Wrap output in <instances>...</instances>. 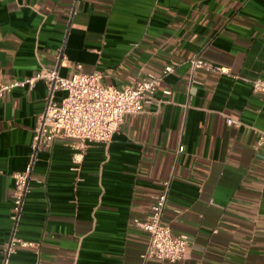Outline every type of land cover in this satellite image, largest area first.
<instances>
[{
  "label": "crops",
  "instance_id": "0c3cea01",
  "mask_svg": "<svg viewBox=\"0 0 264 264\" xmlns=\"http://www.w3.org/2000/svg\"><path fill=\"white\" fill-rule=\"evenodd\" d=\"M168 64L161 103L125 114L108 144L40 143L17 228L33 246L11 264H264V95L250 85L264 79V0H0V82L46 67L120 88ZM46 95L38 80L0 97V249ZM165 181L162 222L189 239L176 262L144 260L133 224Z\"/></svg>",
  "mask_w": 264,
  "mask_h": 264
},
{
  "label": "built area",
  "instance_id": "2783aa9c",
  "mask_svg": "<svg viewBox=\"0 0 264 264\" xmlns=\"http://www.w3.org/2000/svg\"><path fill=\"white\" fill-rule=\"evenodd\" d=\"M185 62L190 64L191 69L202 68L207 71L217 69L199 56H188ZM173 66L174 64L165 65L159 75L146 72L143 76L132 78L120 88L106 85L100 71L78 72L66 78L61 76L56 68L46 67L19 82H0V97L16 86H34L38 80L43 81L47 88L44 108L38 115L33 130L29 160L23 171L12 174V206L9 213L12 229L8 240L1 245L0 264H11L10 258L18 246H33L31 242L17 235V228L30 188L31 173L40 143L49 144L56 137L63 136L73 139L75 141L73 146L77 149H82L89 143L108 144L125 114L142 113L147 108L161 103V100L156 98L157 87L163 77L173 71ZM250 85L253 92L264 95V79L256 77L250 80ZM56 90L65 92L59 100L54 98ZM163 93L169 94V90H164ZM226 123L237 125L239 122L227 117ZM263 140L264 132L260 131L257 146L262 144ZM182 150L183 146H179L178 152ZM168 188L169 182H163V188L155 196L145 220H133V224L148 236L147 246L141 255L144 260L156 258L176 262L183 259L188 252V237L184 234L173 235L170 226L162 222Z\"/></svg>",
  "mask_w": 264,
  "mask_h": 264
}]
</instances>
